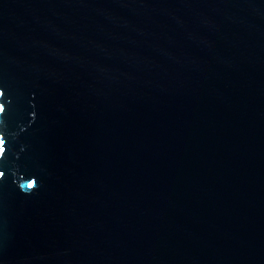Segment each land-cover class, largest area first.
I'll return each instance as SVG.
<instances>
[{
  "label": "water",
  "instance_id": "1",
  "mask_svg": "<svg viewBox=\"0 0 264 264\" xmlns=\"http://www.w3.org/2000/svg\"><path fill=\"white\" fill-rule=\"evenodd\" d=\"M0 264H264V0H0Z\"/></svg>",
  "mask_w": 264,
  "mask_h": 264
}]
</instances>
